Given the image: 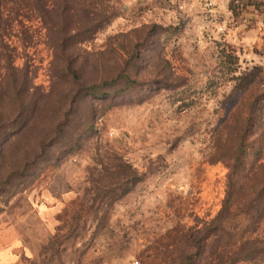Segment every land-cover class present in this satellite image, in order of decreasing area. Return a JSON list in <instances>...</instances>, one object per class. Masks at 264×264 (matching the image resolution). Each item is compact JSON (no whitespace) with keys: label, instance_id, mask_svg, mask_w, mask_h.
Segmentation results:
<instances>
[{"label":"rangeland","instance_id":"obj_1","mask_svg":"<svg viewBox=\"0 0 264 264\" xmlns=\"http://www.w3.org/2000/svg\"><path fill=\"white\" fill-rule=\"evenodd\" d=\"M1 14L0 264H264V0Z\"/></svg>","mask_w":264,"mask_h":264},{"label":"trees","instance_id":"obj_2","mask_svg":"<svg viewBox=\"0 0 264 264\" xmlns=\"http://www.w3.org/2000/svg\"><path fill=\"white\" fill-rule=\"evenodd\" d=\"M1 17H2V14H1V0H0V18ZM5 60H6V65H7L8 70H10V67L13 64L12 59L9 58V56H5ZM113 82H115V81H113ZM102 86H106V85H102ZM102 86H99V87L96 86V87L92 88V91H93L92 93L94 96H97V97L101 96L103 98L108 97V94H100V91H101L100 87H102ZM23 107H25V106H23Z\"/></svg>","mask_w":264,"mask_h":264},{"label":"built area","instance_id":"obj_3","mask_svg":"<svg viewBox=\"0 0 264 264\" xmlns=\"http://www.w3.org/2000/svg\"><path fill=\"white\" fill-rule=\"evenodd\" d=\"M207 6H210V3H207Z\"/></svg>","mask_w":264,"mask_h":264}]
</instances>
